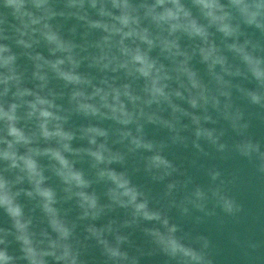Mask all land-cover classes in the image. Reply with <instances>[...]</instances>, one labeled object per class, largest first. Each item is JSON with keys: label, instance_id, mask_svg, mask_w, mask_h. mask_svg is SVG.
<instances>
[{"label": "clouds", "instance_id": "9594fccd", "mask_svg": "<svg viewBox=\"0 0 264 264\" xmlns=\"http://www.w3.org/2000/svg\"><path fill=\"white\" fill-rule=\"evenodd\" d=\"M3 8L0 211L8 226L0 227V264H84L77 223L61 207L73 200L80 221L98 220L115 207L130 210L131 219L119 227L113 220L103 227L87 225L85 239L95 240L103 264H137L122 249L128 237L119 229L140 220L155 222L143 230L174 264H205L203 252L178 236L177 226L150 207L128 172L113 165L141 154L153 179L170 176L176 169L163 154L166 144L149 139L145 126L167 129L173 144L185 143L180 133L189 126L181 117L190 118L194 147L202 151L198 141L204 139L223 151L224 131L202 124L217 123L211 107L240 137L235 151L257 154L264 170V151L244 137L248 124L241 123L244 112L233 101L235 89L264 111V42L247 31L259 30L264 37V0H3ZM68 20L78 25L66 35L62 21ZM78 27L81 42L75 39ZM94 32L99 35L89 39ZM22 57L28 65L20 64ZM194 58L206 67L207 81L194 68ZM85 65L96 74L83 71ZM234 78L252 87L234 84ZM73 115L89 122L70 126ZM104 121L115 127L102 126ZM75 140L86 145L74 147ZM85 157L90 173L78 167ZM52 177L59 188L50 183ZM101 183L106 203L93 188ZM175 186L167 185L169 195ZM209 194L225 213L241 211L223 181L207 192L197 186L190 202L203 208Z\"/></svg>", "mask_w": 264, "mask_h": 264}]
</instances>
